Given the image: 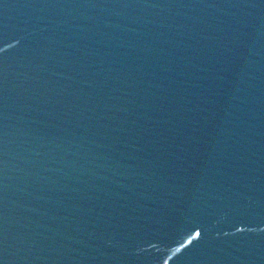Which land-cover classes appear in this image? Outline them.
Here are the masks:
<instances>
[{
  "label": "water",
  "instance_id": "obj_1",
  "mask_svg": "<svg viewBox=\"0 0 264 264\" xmlns=\"http://www.w3.org/2000/svg\"><path fill=\"white\" fill-rule=\"evenodd\" d=\"M0 264H264V0H0Z\"/></svg>",
  "mask_w": 264,
  "mask_h": 264
}]
</instances>
